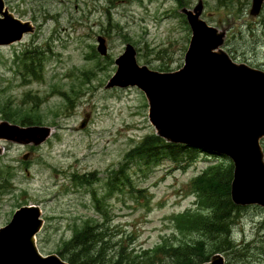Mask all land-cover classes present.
<instances>
[{
    "label": "rangeland",
    "instance_id": "1",
    "mask_svg": "<svg viewBox=\"0 0 264 264\" xmlns=\"http://www.w3.org/2000/svg\"><path fill=\"white\" fill-rule=\"evenodd\" d=\"M4 1L34 30L0 47V121L27 126L29 120L50 133L38 145L0 139V227L20 206L38 205L43 225L37 245L45 255L58 254L85 219L106 215L114 241L130 236L137 252L163 240L176 245L199 238L172 218L199 211L192 179L226 158L201 151L181 165L130 157L146 135L155 134L147 100L137 87L105 88L127 42L141 65L180 68L191 31L179 9L199 0ZM201 1L202 19L228 28L224 49L231 57L264 70V4L251 17V0ZM99 35L106 39L104 57L96 51ZM31 52L35 65L28 70L24 54ZM235 214L231 239L237 247L225 264H264V210L246 205Z\"/></svg>",
    "mask_w": 264,
    "mask_h": 264
},
{
    "label": "water",
    "instance_id": "2",
    "mask_svg": "<svg viewBox=\"0 0 264 264\" xmlns=\"http://www.w3.org/2000/svg\"><path fill=\"white\" fill-rule=\"evenodd\" d=\"M263 0H252L249 14L256 16ZM201 0L181 8L191 30L183 65L160 72L139 65L130 44L115 60L117 69L106 88L137 86L148 100V119L156 135L167 142L203 148L228 157L233 164L230 198L236 205L264 209V71L234 62L223 49L225 30L200 18ZM34 27L23 22L0 0V46L20 40ZM97 50L105 55L104 38ZM50 133L46 126L21 127L0 121V139L38 145ZM1 153V148H0ZM27 156H24L26 158ZM38 206H23L0 228V264H67L57 254L43 255L35 235L43 220ZM201 264H225L216 253Z\"/></svg>",
    "mask_w": 264,
    "mask_h": 264
},
{
    "label": "trees",
    "instance_id": "3",
    "mask_svg": "<svg viewBox=\"0 0 264 264\" xmlns=\"http://www.w3.org/2000/svg\"><path fill=\"white\" fill-rule=\"evenodd\" d=\"M24 56L30 60L24 63V67L33 70L35 62L32 59L35 56L32 52ZM27 123L32 122L28 120ZM198 152L201 150L166 143L162 138L151 134L146 135L130 151V157H138L153 164L160 159H169L174 164L184 165L185 162L193 161ZM226 160L206 167L192 179L190 188L196 197L195 204L199 211L188 209L172 218L176 227L183 226L200 234L194 241L174 245L163 240L151 249L137 252L130 245V236H126L127 242L114 241V228L106 215L101 216L98 221L85 219L80 227L75 228L71 238L62 243L58 254L68 264H199L216 252L231 255L237 247L231 239V228L239 206L234 205L230 199L233 165ZM94 200L98 203L100 198L95 197Z\"/></svg>",
    "mask_w": 264,
    "mask_h": 264
}]
</instances>
